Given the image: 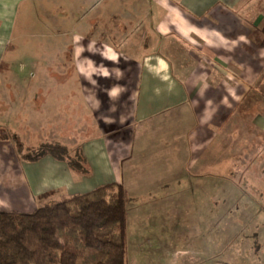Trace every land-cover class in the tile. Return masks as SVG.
<instances>
[{
    "label": "crops",
    "instance_id": "obj_1",
    "mask_svg": "<svg viewBox=\"0 0 264 264\" xmlns=\"http://www.w3.org/2000/svg\"><path fill=\"white\" fill-rule=\"evenodd\" d=\"M123 1L120 10L49 2L50 13L62 14L55 27L73 30L71 58L87 80L83 106L94 135L80 148L89 173L77 177L49 156L19 160L17 141L0 137V212L29 214L46 196L120 184L171 215L180 182L189 199L209 205L212 194L235 193L236 173L264 172V0ZM30 2L0 0V64L24 34L18 17L24 7L32 14ZM124 172H137L138 186Z\"/></svg>",
    "mask_w": 264,
    "mask_h": 264
},
{
    "label": "rangeland",
    "instance_id": "obj_2",
    "mask_svg": "<svg viewBox=\"0 0 264 264\" xmlns=\"http://www.w3.org/2000/svg\"><path fill=\"white\" fill-rule=\"evenodd\" d=\"M55 1L31 0L30 7L34 10L27 17L23 11L26 7L21 9L17 30L24 34L14 40L0 64V118L5 121L3 127L9 129L7 133L0 130V137L17 141L22 150L19 160L42 145L64 146L69 140L73 147L68 149L81 151L82 141L94 135L93 123L83 106L82 91L87 80L80 76L77 62L71 58L69 44L74 33L72 29L55 27L56 17L62 15L50 13L49 2ZM93 2L99 9L113 4L119 10L124 3L123 0ZM25 21L28 26L20 30ZM65 44L67 53H62ZM263 160L264 155L258 162ZM254 166L257 168L256 162ZM126 173L128 182L138 186L140 175ZM235 176L242 180L235 193L221 190L229 193L230 197L224 199L212 194L209 205L201 204V199H197L199 202L189 199L191 190L180 182L171 215L166 213L165 204L143 205L135 188L138 196L133 192L131 197L127 196L126 263L264 264V172L258 169ZM110 185L113 184L104 186ZM53 198L46 196L41 204ZM83 263L81 260L79 264Z\"/></svg>",
    "mask_w": 264,
    "mask_h": 264
},
{
    "label": "trees",
    "instance_id": "obj_3",
    "mask_svg": "<svg viewBox=\"0 0 264 264\" xmlns=\"http://www.w3.org/2000/svg\"><path fill=\"white\" fill-rule=\"evenodd\" d=\"M77 176L89 173L77 148L58 144L32 150ZM127 194L120 185L47 200L32 213L0 212V264H127Z\"/></svg>",
    "mask_w": 264,
    "mask_h": 264
}]
</instances>
